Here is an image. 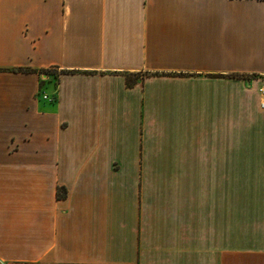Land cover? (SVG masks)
Returning a JSON list of instances; mask_svg holds the SVG:
<instances>
[{
	"label": "crops",
	"instance_id": "obj_1",
	"mask_svg": "<svg viewBox=\"0 0 264 264\" xmlns=\"http://www.w3.org/2000/svg\"><path fill=\"white\" fill-rule=\"evenodd\" d=\"M263 102L264 0H0V264H264Z\"/></svg>",
	"mask_w": 264,
	"mask_h": 264
},
{
	"label": "rangeland",
	"instance_id": "obj_2",
	"mask_svg": "<svg viewBox=\"0 0 264 264\" xmlns=\"http://www.w3.org/2000/svg\"><path fill=\"white\" fill-rule=\"evenodd\" d=\"M240 124H241V122H235V137H236V140L241 134V132H240ZM239 157H240V152H239ZM235 162H236V166H240V158L235 159ZM238 171L240 172V169H235V174L233 175V181L235 183H240L241 182V175H240V173ZM221 177L223 178L224 176H220V175L218 176L219 182L222 181ZM204 181L209 182L210 181V177L209 176H203V183H204Z\"/></svg>",
	"mask_w": 264,
	"mask_h": 264
},
{
	"label": "trees",
	"instance_id": "obj_3",
	"mask_svg": "<svg viewBox=\"0 0 264 264\" xmlns=\"http://www.w3.org/2000/svg\"><path fill=\"white\" fill-rule=\"evenodd\" d=\"M19 70L28 71V70H30V69H29V68H19ZM41 71H42V72H45V71H47V70H46V69H43V70H41ZM136 79H137V77H134L133 74H127V81H128L129 84L134 83ZM58 195H59V197L64 196V195L61 193L60 189H59V193H58Z\"/></svg>",
	"mask_w": 264,
	"mask_h": 264
},
{
	"label": "built area",
	"instance_id": "obj_4",
	"mask_svg": "<svg viewBox=\"0 0 264 264\" xmlns=\"http://www.w3.org/2000/svg\"><path fill=\"white\" fill-rule=\"evenodd\" d=\"M262 106H264V102L262 103Z\"/></svg>",
	"mask_w": 264,
	"mask_h": 264
}]
</instances>
